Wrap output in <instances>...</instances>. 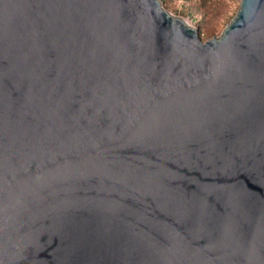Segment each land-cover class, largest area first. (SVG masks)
<instances>
[{
	"label": "water",
	"instance_id": "95a60500",
	"mask_svg": "<svg viewBox=\"0 0 264 264\" xmlns=\"http://www.w3.org/2000/svg\"><path fill=\"white\" fill-rule=\"evenodd\" d=\"M0 264H264V0H0Z\"/></svg>",
	"mask_w": 264,
	"mask_h": 264
},
{
	"label": "rangeland",
	"instance_id": "374dc122",
	"mask_svg": "<svg viewBox=\"0 0 264 264\" xmlns=\"http://www.w3.org/2000/svg\"><path fill=\"white\" fill-rule=\"evenodd\" d=\"M174 16L198 28L204 41L218 36L236 13L240 0H159Z\"/></svg>",
	"mask_w": 264,
	"mask_h": 264
},
{
	"label": "bare ground",
	"instance_id": "6f19581e",
	"mask_svg": "<svg viewBox=\"0 0 264 264\" xmlns=\"http://www.w3.org/2000/svg\"><path fill=\"white\" fill-rule=\"evenodd\" d=\"M185 21V20H184ZM186 24H188L186 21H185Z\"/></svg>",
	"mask_w": 264,
	"mask_h": 264
}]
</instances>
